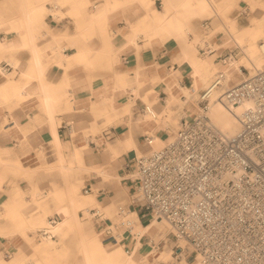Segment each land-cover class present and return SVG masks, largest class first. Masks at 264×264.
<instances>
[{"label": "crops", "instance_id": "obj_1", "mask_svg": "<svg viewBox=\"0 0 264 264\" xmlns=\"http://www.w3.org/2000/svg\"><path fill=\"white\" fill-rule=\"evenodd\" d=\"M89 1L73 0L84 13L88 12ZM92 1L101 6V14L91 23L73 16L69 4L59 8L47 0H0V264H78L81 235L85 239L93 236L92 226L81 218L83 211L78 212L83 230L67 232L62 242L48 253L16 230L7 205L19 198L20 202L30 205L28 210L24 208L25 216L42 212L34 203L43 202L42 193L48 192L51 182L63 184L58 169L52 168L46 179L44 175L45 170H51L49 165L53 166L57 160L55 135L70 150L89 144L94 152H99L108 142L116 144V138L123 135V125L105 124L103 117L87 114L93 101L99 100L101 105L107 102L109 97L100 99V93L114 85L116 74L129 73V84L133 86V75L140 65H157V73L166 80L170 78L171 69L179 65L177 59L181 56L182 41L164 32L155 35L153 26L145 30V25L141 24L146 15L158 9V3L161 4L158 10L163 9L161 0L152 3L147 0L145 5L139 0L120 5L113 0ZM45 9L50 11L46 15ZM221 34L217 33L213 43ZM216 50L210 55L216 62L231 54L229 48ZM81 60H87L88 64ZM149 77L150 74L145 75L146 81ZM180 82L183 86L192 84L187 74ZM157 85V81L148 82L142 89L143 94ZM165 87V82L157 86L160 106L165 104L167 97ZM134 98L133 94L126 93L117 98L114 105ZM144 106L142 97H136L133 120L142 117ZM177 107L173 105L175 110ZM123 119L126 121L129 116ZM153 127V122L133 125L135 140L145 145L143 136ZM91 131L96 133L92 135ZM159 133L167 134L164 130ZM109 156L104 153L102 157L108 159ZM131 160L121 150V157L112 163L123 176L120 183L102 184L101 177L86 172L82 173L86 180L84 187L90 186L92 192V187L99 186V194L107 197H114L117 192L131 195L128 206L138 213L144 224L148 215L134 205L132 199L137 184L127 179L130 169L126 165ZM33 191H39L35 199ZM46 201L52 211L57 201ZM59 216L58 213L47 214L46 218L57 220ZM95 227L98 229L100 224L95 223ZM42 229L27 233L41 234Z\"/></svg>", "mask_w": 264, "mask_h": 264}, {"label": "bare ground", "instance_id": "obj_2", "mask_svg": "<svg viewBox=\"0 0 264 264\" xmlns=\"http://www.w3.org/2000/svg\"><path fill=\"white\" fill-rule=\"evenodd\" d=\"M62 1L64 4L71 6L73 16L82 17L91 23L101 14V6L94 4L92 0L88 2L90 8L86 13L82 12L80 6L74 3L73 0ZM113 1L116 5H120L121 3L128 4L135 0ZM139 1L142 5H145L147 0ZM149 1L152 3L154 0ZM237 1L239 0H161L163 9H154L149 16H145L141 21V24L145 25V30L148 26H153L155 35L164 32L170 37L182 41L181 56L177 59L179 65L177 68L171 69L168 80L157 73V65H140L138 68L136 67L137 69L133 75V86L129 84V73H118L115 75L114 85L105 92L100 93V99L105 96L109 97L107 102L102 105L99 100L92 102L91 108L87 112L88 115L103 117L105 124L117 123L123 125V135L116 138V144L108 142L105 148L99 152H94L89 144L76 146L73 150H70L69 146L55 135L53 142L57 150V160L53 166L49 165L48 168L51 169L49 170L50 172L52 168L58 169V173L63 177V184L51 182L48 192H43L42 194L43 197L48 196L57 201L52 212L53 214L58 213L60 215L59 218L55 220V223L47 220V214L51 210L45 201L34 203L38 209L42 208V212L29 214L28 216H25L23 211L26 208L28 210L30 205L20 202L19 198L13 199L7 205L8 214L17 226L16 230L21 232L27 241L49 253L54 246L62 242L67 232L73 229L82 231L78 212L90 211L95 208L103 209L110 202L111 197L99 194L98 189L91 193H83L82 188L86 180L81 172L78 174L77 172L83 170L90 172L94 176L112 177L117 183H120L123 176L118 173L112 163L121 157V150L134 158L147 154L151 150L159 149L171 141L174 138L171 129L179 122L181 123L182 118L190 121L193 118V112L198 113L200 92L212 89L211 86L219 72L223 73L224 79L222 86L211 91L212 102L208 115L214 126L225 135L232 136L240 130L239 115L248 103L227 106L220 96L225 88L237 85L243 79L264 69V0H257L251 3L252 15L247 25H239L236 19L231 18V33L223 24L217 30L223 33L218 38L217 48L221 50L229 48L231 52L237 50V54L231 53V56L216 62L213 60L214 57L210 56L212 54H201L199 52L197 47L199 41L197 38L191 41L187 40L186 37L194 18L201 16L212 18L211 16L214 15L219 17L218 12L234 9ZM213 33H216V31H213ZM217 48L215 47V49ZM84 62L88 64L87 60ZM242 67L248 69L249 73L245 74L242 71ZM146 74H150L148 81L145 78ZM184 74L191 77V85L183 86L180 84V79ZM156 81L158 85L162 82L166 83L167 97L165 98V104L162 106L159 103L158 85L146 90L144 94L142 92L143 87L148 82ZM175 88L177 89L175 90ZM126 93L133 94L135 98L142 97L145 106L141 118L137 117L135 120L131 118L135 98L132 100L128 99L129 101L122 105H114L115 100L124 94L126 95ZM180 94L184 96L181 97ZM175 104L178 105L177 110L173 108ZM146 107L149 109L146 110ZM125 116H129L126 121L123 119ZM149 122L154 123V127L147 132L152 137L153 143L152 145H142L135 140L132 134V127L133 125L141 126V124L144 125ZM161 130L166 131L167 134L161 135L159 133ZM65 150L68 152L66 153ZM104 153H109L108 159L102 157ZM32 195L35 199L39 192L33 191ZM130 218L133 219L135 227L132 226L129 229L124 227L121 229L119 224L123 223L126 225L131 220ZM110 222L114 233L107 243L102 239V231L98 235H93L90 239H85L81 235L78 264H148L150 263V256L157 262L175 259L172 256V250L169 248L167 240V236L173 232V228L167 221L155 218L149 223L142 224L138 213L135 210H129L120 214L118 221L115 222L113 220ZM42 227L41 234H38V232L27 233L32 229L35 231ZM59 232L62 234L57 235ZM128 232L134 236L133 242L130 244L122 243L123 239L131 236ZM145 233L156 234L158 241L155 242L151 238L148 243L142 242L141 237ZM55 235H57L56 238H54ZM164 239H166L164 247L158 251L157 245ZM176 242H178L179 248L184 249L187 246L182 240ZM178 255L180 261L177 264H191L182 252H179ZM195 261L193 264H202L198 257L195 258Z\"/></svg>", "mask_w": 264, "mask_h": 264}, {"label": "built area", "instance_id": "obj_3", "mask_svg": "<svg viewBox=\"0 0 264 264\" xmlns=\"http://www.w3.org/2000/svg\"><path fill=\"white\" fill-rule=\"evenodd\" d=\"M200 26L211 29L209 19ZM199 50L216 51L207 43ZM223 79L219 72L211 88L222 86ZM212 89L200 92L198 113L190 121L181 119L171 141L127 163V179L137 184L142 199L137 206L170 223L174 238L202 264H264V69L220 96L227 106L248 103L232 136L220 132L208 115ZM143 140L153 143L149 134Z\"/></svg>", "mask_w": 264, "mask_h": 264}, {"label": "rangeland", "instance_id": "obj_4", "mask_svg": "<svg viewBox=\"0 0 264 264\" xmlns=\"http://www.w3.org/2000/svg\"><path fill=\"white\" fill-rule=\"evenodd\" d=\"M241 1V2H239ZM237 1V4L236 6L234 7V9H230L226 12H218V16H211L212 18L210 17H206V16H201V17H198V18H194L192 20V24H191V27L190 29L188 30V33H187V40H196V38L198 39V43L199 45L198 46H204L205 43L211 45L213 48H217V41L215 43H213L212 39L216 37L217 33H219L217 30L219 29V27H221V25L223 24V26L227 27V30L231 33V18H234L238 21L239 25H245L249 22V19L252 15L251 13V3L257 1V0H239ZM47 2H49L50 4L54 5L56 4L57 6H59V8H62L65 6L64 3L58 1V0H47ZM88 11H89V8H90V5H88ZM161 4L158 3V9H161ZM48 12H50L48 9H45V15L48 14ZM72 16V15H71ZM205 18H209V21H210V24H211V29H209L208 31L202 29V27L200 26V23L202 20H204ZM226 29V28H225ZM213 31H216V33H213ZM198 36V37H197ZM214 46H213V44ZM218 49V48H217ZM219 51H221V49H218ZM217 51V50H216ZM231 53L233 54H237V50H234L232 51ZM200 55V53H199ZM231 56V54H227L226 56H224L223 58L221 59H225L227 57ZM242 71L245 73V74H248L249 71L248 69H246L245 67H242ZM196 113L193 114V117L195 116ZM192 118V117H190ZM180 123V122H179ZM177 124L175 125V127L173 129H171L173 131V135L175 134V132L178 130L180 124ZM77 129V128H76ZM96 132L95 131H91V134L94 135ZM85 134H90L89 132H86ZM173 137V136H172ZM132 158V157H130ZM81 172V173H84L86 174L87 171H78L77 174ZM51 173L50 171H47L45 170L44 171V175H45V179L47 176H49ZM87 174H90L92 175L90 172H87ZM102 178V184H107V185H110V184H118L117 181H115L112 177H109V178H106L105 176L101 175L99 176ZM93 190L92 192L95 190V189H98L97 191L99 192V186H94L92 187ZM39 192V191H38ZM82 192L83 193H86L85 190L82 188ZM88 193H91V192H88ZM124 195V196H122ZM118 197H121L118 198ZM123 197V198H122ZM134 198V205L135 204H141L142 203V199L137 197L136 196V193L134 194V196L132 197V199ZM49 199H53L51 197H43L42 198V201H45L47 203L46 200H49ZM131 203V195L128 196L127 194L123 193V194H120L119 192H117V194L114 196V197H111V200L110 202L103 208V209H98V208H95L94 210H90V211H87V210H84L81 215V218L88 221V223L92 226V235H98L101 232V235H102V239H104V242L107 243L108 239L111 237V235L114 233V229L111 227V222L110 221H118V217L120 214H123L129 210H134L133 208L130 209L128 204ZM142 211H145V210H142ZM98 213L99 216H95V214ZM48 214H53L52 211H50ZM91 214H94V215H91ZM146 214L148 215V219L145 223H149L151 220L155 219L153 217L150 216L149 213L146 212ZM131 222H133V219L130 218ZM159 219V218H157ZM102 220H103V223L102 225H100V227L97 229L95 227V223L98 222V225L102 223ZM162 220V219H160ZM96 221V222H95ZM95 222V223H94ZM166 222V220H165ZM142 223V222H141ZM144 223V224H145ZM143 224V223H142ZM108 225V226H107ZM108 227L107 230L109 229L111 232L110 234H107L105 227ZM135 227V224L133 222V225ZM119 227L122 229L124 227H126L123 223L119 224ZM137 230V228H136ZM129 233V232H128ZM131 236L125 238L122 240V243H125V244H130L133 242L132 239H134V236L129 233ZM151 238L153 239V241H158V237L156 236V234H150V233H145L144 235H142L141 237V241L144 242V243H148V241L151 240ZM167 240H168V244H169V248H171L172 250V256L175 258V259H171V260H168V261H160V262H157L154 260V258L152 256H150V263L148 264H177L178 261H180V257H179V252H182V254L184 256H186V259L189 263L193 264L195 263V255L191 253V250L189 249L188 245L182 249V248H179L178 247V242H176L177 240L174 238V235H173V232L169 233L168 236H167ZM125 241V242H124ZM166 241V239L164 240H161L159 242V244L157 245V249L158 251L161 250L163 247H164V242Z\"/></svg>", "mask_w": 264, "mask_h": 264}]
</instances>
